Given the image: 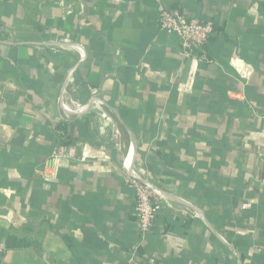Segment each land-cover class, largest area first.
<instances>
[{
    "label": "crops",
    "instance_id": "obj_1",
    "mask_svg": "<svg viewBox=\"0 0 264 264\" xmlns=\"http://www.w3.org/2000/svg\"><path fill=\"white\" fill-rule=\"evenodd\" d=\"M160 3L220 29L207 62L157 0H0V241L29 244L0 264H264L262 0ZM135 170L162 204L146 236Z\"/></svg>",
    "mask_w": 264,
    "mask_h": 264
},
{
    "label": "built area",
    "instance_id": "obj_2",
    "mask_svg": "<svg viewBox=\"0 0 264 264\" xmlns=\"http://www.w3.org/2000/svg\"><path fill=\"white\" fill-rule=\"evenodd\" d=\"M157 2L160 4L158 7V24L161 30L167 34L176 35L181 39L182 54L186 59L207 62L209 59L204 52V48L209 39L216 33L214 23L191 18L179 9L166 8L160 3V0H157ZM262 12L264 18V0H262ZM78 50L82 54V57H84V51L79 48ZM198 50L202 52L201 55L196 54ZM94 104L96 105L97 102ZM59 105L67 119H71L76 115L77 110L70 109L63 102H60ZM77 108H80V106L77 105ZM132 162L131 158L130 160L129 157L126 158L124 165L128 171L131 170ZM130 181L136 195L134 216L138 232L140 235L146 236L150 233L156 216L162 210V204L156 197L154 190L146 184L141 171L135 170L130 175ZM5 251L6 243L0 241V255Z\"/></svg>",
    "mask_w": 264,
    "mask_h": 264
},
{
    "label": "trees",
    "instance_id": "obj_3",
    "mask_svg": "<svg viewBox=\"0 0 264 264\" xmlns=\"http://www.w3.org/2000/svg\"><path fill=\"white\" fill-rule=\"evenodd\" d=\"M215 26V25H214ZM215 28L219 31L220 29L218 27L215 26ZM211 39V38H210ZM209 39V40H210ZM81 104H86L87 102L85 101H81ZM80 119V118H78ZM77 119V120H78ZM70 119L64 118L61 121H59L58 123L55 124V134L57 135V139L60 142V144L62 145H69L71 144V136L69 133V129H68V125L71 124ZM29 244L26 241H20V240H16L14 237L10 238V240H8V242L6 243V251L13 249V248H22V247H27ZM5 251V252H6Z\"/></svg>",
    "mask_w": 264,
    "mask_h": 264
},
{
    "label": "rangeland",
    "instance_id": "obj_4",
    "mask_svg": "<svg viewBox=\"0 0 264 264\" xmlns=\"http://www.w3.org/2000/svg\"><path fill=\"white\" fill-rule=\"evenodd\" d=\"M88 102H89V101H88ZM94 103H95V101H93V103H91V104L89 105L88 103H86V104H81V103L77 102V103H75V106H74V107H76L75 110H78V109H80L81 107H82L83 110H89V107H91L92 105H95ZM77 105H79L80 108H77ZM72 110H74V108H73ZM77 112H78V111H77ZM76 115H77V114H76ZM76 115H74V116H76Z\"/></svg>",
    "mask_w": 264,
    "mask_h": 264
}]
</instances>
